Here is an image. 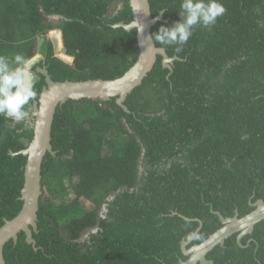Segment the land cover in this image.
Instances as JSON below:
<instances>
[{
	"label": "trees",
	"instance_id": "obj_1",
	"mask_svg": "<svg viewBox=\"0 0 264 264\" xmlns=\"http://www.w3.org/2000/svg\"><path fill=\"white\" fill-rule=\"evenodd\" d=\"M148 2L151 16L163 19L151 34L179 20L181 0ZM222 2L226 13L214 26H196L181 52L152 38L177 60L167 68L156 57L127 95V112L114 97L56 108L35 246L20 232L3 246L5 264H180L182 241L195 234L187 248L200 244L223 226L219 215L242 218L264 202V0ZM131 20L128 0H0V55L31 59L37 38L57 27L73 66L48 45L32 70L46 68L53 82L113 80L139 53L136 30L113 27ZM35 81L38 100L45 80L36 72ZM32 122L0 115V227L22 207L26 157L19 152L32 140ZM237 235L206 259L264 264V219L240 241Z\"/></svg>",
	"mask_w": 264,
	"mask_h": 264
},
{
	"label": "water",
	"instance_id": "obj_2",
	"mask_svg": "<svg viewBox=\"0 0 264 264\" xmlns=\"http://www.w3.org/2000/svg\"><path fill=\"white\" fill-rule=\"evenodd\" d=\"M128 2L132 11V20L128 24L119 22L113 27H121L127 32L135 29L139 53L133 65L122 76L113 80L53 82L44 67L32 70L35 79L36 72L44 77L45 87L41 90L38 100H34L35 96L30 99L28 104L31 106V110H24V116L20 119L24 120L27 117L34 119L33 137L28 146L19 152V154L26 157L24 184L20 195L22 207L16 217L12 220H5L0 227V264H5L2 253L3 246L9 240L15 242L20 232L24 233L27 244L35 246L32 234L37 230V211L39 199L42 196L41 163L46 153L54 155L50 144V136L56 108L68 100L108 101L114 97L117 105L127 112V107L123 105L127 95L138 87L147 73L151 71L156 57L160 56L163 67L167 68H170V64L177 60L175 56L168 57L163 48L156 47L152 37H150L151 28L157 22L163 21L162 13L152 17L148 0H128ZM140 25H143V32L137 33ZM48 40L52 45L55 57L60 62L73 66V58L60 52L62 48L60 32L53 30L48 33V37L43 36L39 39L37 51L39 43L42 42L41 56L33 62L32 68L45 58ZM11 155L15 154L11 153ZM253 206L255 209L242 218L234 216L233 218L224 219L219 215L223 226L200 244L187 248V245L194 239L195 234L189 240L182 241L181 251L187 259L181 261L180 264H213L211 260L206 259V254L216 245L223 246L225 239L235 233L238 234L237 241H240L243 236L251 234L254 226L264 219V202L258 200Z\"/></svg>",
	"mask_w": 264,
	"mask_h": 264
},
{
	"label": "clouds",
	"instance_id": "obj_3",
	"mask_svg": "<svg viewBox=\"0 0 264 264\" xmlns=\"http://www.w3.org/2000/svg\"><path fill=\"white\" fill-rule=\"evenodd\" d=\"M226 11L227 9L222 0H181L180 9L177 12L179 20L170 26L161 25L150 37L161 45L174 46V50L179 53L193 35V30L196 26L199 25L204 28L214 26L218 18L222 17ZM53 30H58L61 35L62 48L60 52L73 58V56L66 53L62 31L57 27L38 37L37 44L41 37H48V33ZM142 32L143 25H140L137 33ZM32 66L33 61L23 54H16L11 58L6 55H0V115L12 119L14 123L33 120L30 124L33 129L34 119L32 117L20 120L24 116L25 106L35 96L34 87L36 81ZM240 139L246 141L249 136L247 133H243Z\"/></svg>",
	"mask_w": 264,
	"mask_h": 264
},
{
	"label": "rangeland",
	"instance_id": "obj_4",
	"mask_svg": "<svg viewBox=\"0 0 264 264\" xmlns=\"http://www.w3.org/2000/svg\"><path fill=\"white\" fill-rule=\"evenodd\" d=\"M118 7H119V3L115 2V3L112 4V6H111V10H113V11L115 12V11H117ZM46 21L51 22V23L54 24V25H57V24L60 22V20L57 19V18H51V19H48V20H46ZM41 46H42V42H40V43H39V46H38V51H37V53H36V55H38V56H41V54H40V52H41ZM75 183H76V182H75ZM66 186H67V185H66ZM66 189L70 190L69 187H67ZM67 193H70V196H69V200H70V201H72V202H73V201H76V202H78L82 207H84V208H86V209L91 208L92 205L89 204L88 202L84 201L83 199H77V198H76L71 192H68V191H67Z\"/></svg>",
	"mask_w": 264,
	"mask_h": 264
},
{
	"label": "flooded vegetation",
	"instance_id": "obj_5",
	"mask_svg": "<svg viewBox=\"0 0 264 264\" xmlns=\"http://www.w3.org/2000/svg\"><path fill=\"white\" fill-rule=\"evenodd\" d=\"M118 10V9H117ZM51 18H56V17H49V18H46V20H48V19H51ZM59 19V18H58ZM60 21L62 20V19H59ZM58 25V24H57ZM48 45H50V47H51V54H52V56L54 57V58H56L55 57V53H54V51H53V48H52V45H51V43H50V41L48 40V42H47V44H46V50H45V58H44V60L46 59V57H47V53H48ZM43 60V61H44ZM46 69V68H45ZM44 88V87H43ZM42 88V89H43ZM38 98H39V96H38ZM34 100H35V98H34ZM29 105V104H28Z\"/></svg>",
	"mask_w": 264,
	"mask_h": 264
},
{
	"label": "bare ground",
	"instance_id": "obj_6",
	"mask_svg": "<svg viewBox=\"0 0 264 264\" xmlns=\"http://www.w3.org/2000/svg\"><path fill=\"white\" fill-rule=\"evenodd\" d=\"M38 58H40V56L35 55L33 58H31V60L34 62V61L37 60Z\"/></svg>",
	"mask_w": 264,
	"mask_h": 264
}]
</instances>
